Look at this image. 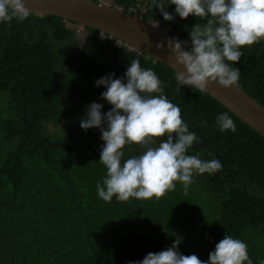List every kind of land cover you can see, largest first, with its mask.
<instances>
[{
	"label": "trees",
	"instance_id": "obj_1",
	"mask_svg": "<svg viewBox=\"0 0 264 264\" xmlns=\"http://www.w3.org/2000/svg\"><path fill=\"white\" fill-rule=\"evenodd\" d=\"M113 5L139 9L142 21L159 22L180 39L204 22L191 14L165 21L145 0ZM76 26L33 12L0 23V264H127L177 236L179 251L206 260L226 231L246 243L253 264L264 261V137L208 93L187 85L177 91L175 70L165 63L90 27L80 38ZM241 51L238 87L264 106V40ZM134 58L154 70L199 137L188 154L216 158L222 167L194 173L187 191L177 181L159 198L105 202L96 193L106 171L98 161L104 142L99 129L85 131L79 120L92 101L102 111L111 107L94 81L109 72L122 76ZM219 112L232 117L234 133L216 128ZM124 148L125 158L143 150Z\"/></svg>",
	"mask_w": 264,
	"mask_h": 264
},
{
	"label": "clouds",
	"instance_id": "obj_2",
	"mask_svg": "<svg viewBox=\"0 0 264 264\" xmlns=\"http://www.w3.org/2000/svg\"><path fill=\"white\" fill-rule=\"evenodd\" d=\"M93 3L102 5V0ZM145 4L158 10L165 21L176 16L185 19L190 14L204 21L190 28L185 25L186 39L169 36L155 44L158 49L167 46L175 62L183 66V70L174 71L177 91L187 85L207 94V85L212 82L223 87L239 86L240 71L234 62L243 54L241 46L264 40V0H145ZM169 6H174L171 12ZM30 15L32 9L26 6V0H0V23L23 21ZM138 16L141 18L140 11ZM144 22L164 30L155 21ZM94 85L104 87L99 99L111 107L102 111V103H88L79 126L85 131L99 129V138L104 142L98 161L106 171L102 182L96 183L97 196L103 201L110 202L113 196L117 201L159 198L165 191L173 190L177 181L187 191L194 173L213 174L221 169L216 158L202 159L199 152L188 154L199 137L189 130L179 105L167 98L154 70L142 67L139 59L128 62L122 76L109 72L95 79ZM214 122L220 132L236 131L228 112L217 113ZM200 123L205 125L206 121ZM162 136L166 138L158 143L153 139ZM133 143L143 150L125 158L124 146ZM182 240L177 236L171 246L150 251L127 264H253L246 243L227 231L206 260L195 253L185 255L179 251Z\"/></svg>",
	"mask_w": 264,
	"mask_h": 264
},
{
	"label": "water",
	"instance_id": "obj_3",
	"mask_svg": "<svg viewBox=\"0 0 264 264\" xmlns=\"http://www.w3.org/2000/svg\"><path fill=\"white\" fill-rule=\"evenodd\" d=\"M26 6L39 15L53 14L83 27H90L102 35H109L130 49L148 54L175 70L183 66L175 62L170 49L156 48L157 41H164L170 35L152 23L144 22L134 13H125L122 8L93 3V0H26ZM207 93L232 111L243 122L264 137V106L240 87H223L215 82L207 85Z\"/></svg>",
	"mask_w": 264,
	"mask_h": 264
},
{
	"label": "rangeland",
	"instance_id": "obj_4",
	"mask_svg": "<svg viewBox=\"0 0 264 264\" xmlns=\"http://www.w3.org/2000/svg\"><path fill=\"white\" fill-rule=\"evenodd\" d=\"M103 2H106L107 4H112L113 5V0H102ZM154 23H159V22H154ZM160 25V23H159ZM73 26V25H71ZM77 30H79V35H80V38H84L85 36V29L83 28L82 30L80 29V26H76ZM164 30H167V28L165 26L162 27Z\"/></svg>",
	"mask_w": 264,
	"mask_h": 264
}]
</instances>
